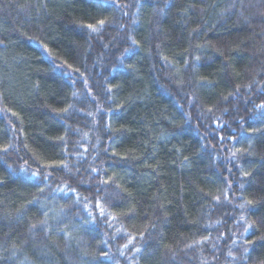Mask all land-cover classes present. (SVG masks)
<instances>
[{"label": "trees", "instance_id": "obj_1", "mask_svg": "<svg viewBox=\"0 0 264 264\" xmlns=\"http://www.w3.org/2000/svg\"><path fill=\"white\" fill-rule=\"evenodd\" d=\"M260 105L264 0H0V264H264Z\"/></svg>", "mask_w": 264, "mask_h": 264}, {"label": "snow or ice", "instance_id": "obj_2", "mask_svg": "<svg viewBox=\"0 0 264 264\" xmlns=\"http://www.w3.org/2000/svg\"><path fill=\"white\" fill-rule=\"evenodd\" d=\"M99 23H100V25H103L105 22L103 21V20H101V21H99ZM89 27H91V26H89ZM95 30V29H94ZM260 107H262V108H264V105H260ZM65 111H67V109H65ZM13 115H15V113H13ZM7 148H3V149H0V151H4V152H7ZM65 167H67L66 165H65ZM38 174L36 173V172H33L32 173V176L33 177H36ZM105 182H107V181H105ZM71 191L72 192H75V189H71ZM98 191H99V189H98ZM77 203H79L80 202V198H79V196H77ZM248 203H251V201H248ZM241 207H243V205H241ZM95 208L96 209H98L99 210V217L100 218H106V211H105V208H104V206H103V204H102V202L100 201V200H97L96 201V203H95ZM85 211H87V216H88V220H86L85 222H89V221H91L92 223H95V221H96V219H97V216L95 215V213H94V211L93 210H91V209H89L88 207H87V205H85ZM45 215H47L46 213H45ZM113 219H115V217H113ZM42 223V230H44V229H46V227H47V224H46V221H43V222H41ZM33 228H35L36 227V225H33L32 226ZM245 231H247V229H245ZM69 235H70V233H69ZM132 239H135V237H132L131 239H129V241H128V243H126L125 245H124V248H128V245L129 244H131V242H132ZM141 239H143V236H141ZM208 239V237H205V241ZM204 241H201V243H203ZM104 243L106 244L107 243V241H104ZM134 251L135 252H141L142 251V249L141 248H139V247H136L135 249H134ZM245 252H247V249H245ZM104 256H108V254L107 253H102ZM124 253L123 252H121V255H123ZM229 255H231V253H229ZM234 258V257H233ZM235 259V258H234Z\"/></svg>", "mask_w": 264, "mask_h": 264}]
</instances>
